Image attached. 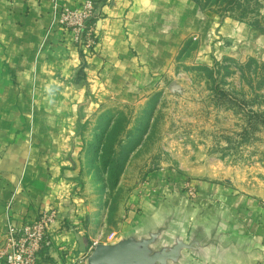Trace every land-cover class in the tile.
<instances>
[{
  "label": "crops",
  "instance_id": "1",
  "mask_svg": "<svg viewBox=\"0 0 264 264\" xmlns=\"http://www.w3.org/2000/svg\"><path fill=\"white\" fill-rule=\"evenodd\" d=\"M83 1L0 0V235L8 222L53 209L38 264H88L94 249L88 212L75 197L84 122L114 91L141 96L185 41L212 27L193 0H93L98 42L83 57L51 24L55 2ZM252 204L194 212L156 201L128 212L120 235L99 243L132 247L144 261L130 264H264V212Z\"/></svg>",
  "mask_w": 264,
  "mask_h": 264
},
{
  "label": "rangeland",
  "instance_id": "2",
  "mask_svg": "<svg viewBox=\"0 0 264 264\" xmlns=\"http://www.w3.org/2000/svg\"><path fill=\"white\" fill-rule=\"evenodd\" d=\"M244 3L239 19L204 10L208 35L185 41L141 96L114 91L84 122L75 197L88 212L89 250L156 201L194 212L253 202L264 212V125L254 116L264 112V31L250 24L264 30V0Z\"/></svg>",
  "mask_w": 264,
  "mask_h": 264
},
{
  "label": "built area",
  "instance_id": "3",
  "mask_svg": "<svg viewBox=\"0 0 264 264\" xmlns=\"http://www.w3.org/2000/svg\"><path fill=\"white\" fill-rule=\"evenodd\" d=\"M96 12L93 0H84L76 8L57 2L52 6L51 24L68 33L70 43L83 57L88 56L98 42L93 19ZM55 218L56 212L50 209L19 224L8 222L0 235V264H38L40 250L48 241L49 228Z\"/></svg>",
  "mask_w": 264,
  "mask_h": 264
},
{
  "label": "water",
  "instance_id": "4",
  "mask_svg": "<svg viewBox=\"0 0 264 264\" xmlns=\"http://www.w3.org/2000/svg\"><path fill=\"white\" fill-rule=\"evenodd\" d=\"M133 258L144 261L130 246L97 244L87 258L88 264H130Z\"/></svg>",
  "mask_w": 264,
  "mask_h": 264
},
{
  "label": "trees",
  "instance_id": "5",
  "mask_svg": "<svg viewBox=\"0 0 264 264\" xmlns=\"http://www.w3.org/2000/svg\"><path fill=\"white\" fill-rule=\"evenodd\" d=\"M194 2H196L198 4V6L200 7L201 10H211V11H215L217 10H224V11H239V15L240 17H236L237 19L242 18V16L244 15V13H247V5H245L244 2H247L248 0H193ZM95 6V3H94ZM217 7V8H216ZM97 16H94L93 19H95ZM252 26L258 28L260 31H264L262 30L260 27L257 26V24L254 22L250 23ZM257 63L256 60L254 58H250L249 59V63ZM264 81V77H262V80ZM264 86V84H262L260 87ZM255 88V87H254ZM264 88V87H262ZM261 89V88H260ZM253 91H255V96H261V94H256V89ZM264 96V95H262ZM254 116L256 118V123H260L262 125H264V112H255Z\"/></svg>",
  "mask_w": 264,
  "mask_h": 264
}]
</instances>
